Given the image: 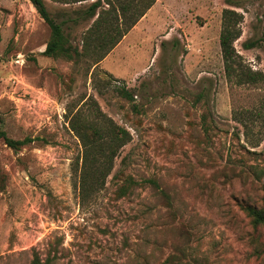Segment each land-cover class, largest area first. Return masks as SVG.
<instances>
[{"label": "rangeland", "instance_id": "1", "mask_svg": "<svg viewBox=\"0 0 264 264\" xmlns=\"http://www.w3.org/2000/svg\"><path fill=\"white\" fill-rule=\"evenodd\" d=\"M44 1L71 17L90 3ZM225 8L241 16L231 76ZM94 19L67 23L66 45L80 51ZM49 39L29 0H0V133L31 139L0 134V264H264V225L245 210L264 214V0H155L96 64L89 48L44 54ZM92 106L131 140L81 203L69 119ZM126 176L139 184L120 190Z\"/></svg>", "mask_w": 264, "mask_h": 264}, {"label": "trees", "instance_id": "2", "mask_svg": "<svg viewBox=\"0 0 264 264\" xmlns=\"http://www.w3.org/2000/svg\"><path fill=\"white\" fill-rule=\"evenodd\" d=\"M36 9L39 16L50 28V39L43 51L50 56L64 55L68 58L79 57L87 54V49L96 64L118 43L121 37L145 14L155 0H92L83 9H78V18L67 16L57 20L58 16H66L68 13L51 14L44 0H29ZM78 1V0H73ZM231 2L232 0H227ZM63 14V15H62ZM96 15L93 23L83 32L82 46L79 51L77 47L66 45L67 37L63 32L68 21L78 23V19L86 21ZM241 21V16L231 9L225 8L222 13V28L219 35V45L223 59L224 69L228 76L235 74L238 68L237 54L234 52L233 41L239 37L240 29L237 24ZM242 72H237V75ZM249 79L255 80L256 74H247ZM124 96L131 98L127 91H121ZM90 116L78 110L69 119L70 128L78 137L82 146L80 160L72 166L75 185L77 186V197L81 203L88 201L93 195L102 189L106 177L109 175L114 158L119 150L131 140L129 131L115 123L107 117L96 106H92ZM4 143L9 147L17 149L19 146L31 141L30 138L15 140L6 137L4 133ZM153 187L159 188L154 179H145ZM138 181L130 176L122 179L120 190L131 189ZM162 192V191H161ZM248 215L255 223L264 225V214L255 207L247 205L245 207ZM35 264L41 263L35 259Z\"/></svg>", "mask_w": 264, "mask_h": 264}, {"label": "crops", "instance_id": "3", "mask_svg": "<svg viewBox=\"0 0 264 264\" xmlns=\"http://www.w3.org/2000/svg\"><path fill=\"white\" fill-rule=\"evenodd\" d=\"M91 1H92V0H90L89 2H91ZM88 4H89V3H88ZM47 9H48V8H47ZM80 10H81V9H80ZM48 11H49V10H48ZM49 12H50V11H49ZM59 12H60V13H59ZM61 12L68 13V10H67V9H64L63 11H58V14H61ZM75 12L77 13V15L75 16V18H76V17L78 18L79 13L77 12V10H76ZM70 13H72V12H70ZM68 14H69V13H68ZM62 15H63V14H62ZM67 16H70V15H66V16H61V15H59V17L57 18V20H60V19H62L63 17L66 18ZM95 17H96V15H95L93 18H95ZM80 19H81V18H79L78 21H83V20H80ZM91 19H92V18H91ZM69 22H71V21H68L67 23H69ZM71 23L74 24L73 22H71ZM78 23H79V22H78ZM78 23H77V24H78ZM65 25H66V24H65ZM64 27H65V26H64ZM131 28H132V27H131ZM131 28H130V29H131ZM130 29H129V30H130ZM129 30H128V31H129ZM128 31H127V32L121 37V39H122V38L128 33ZM121 39L118 41V43L121 41ZM118 43H117V44H118ZM117 44H116V45H117ZM116 45H115V46H116ZM115 46L111 49L112 51L110 50L111 52H113V50H115ZM110 51L108 52L109 54H111ZM105 56H106V55H105ZM105 56H104V57H105Z\"/></svg>", "mask_w": 264, "mask_h": 264}]
</instances>
